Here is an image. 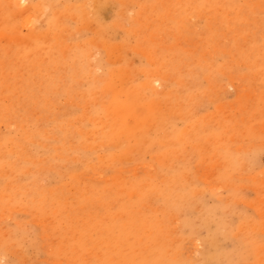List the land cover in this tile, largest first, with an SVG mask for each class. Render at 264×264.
I'll return each mask as SVG.
<instances>
[{
    "label": "rangeland",
    "instance_id": "374dc122",
    "mask_svg": "<svg viewBox=\"0 0 264 264\" xmlns=\"http://www.w3.org/2000/svg\"><path fill=\"white\" fill-rule=\"evenodd\" d=\"M0 264H264V0H0Z\"/></svg>",
    "mask_w": 264,
    "mask_h": 264
},
{
    "label": "bare ground",
    "instance_id": "6f19581e",
    "mask_svg": "<svg viewBox=\"0 0 264 264\" xmlns=\"http://www.w3.org/2000/svg\"><path fill=\"white\" fill-rule=\"evenodd\" d=\"M17 3L19 4L20 2H17ZM18 4H17V5H18ZM88 10H89V9H88ZM27 26H28V25H27ZM24 30H25V29H24Z\"/></svg>",
    "mask_w": 264,
    "mask_h": 264
}]
</instances>
